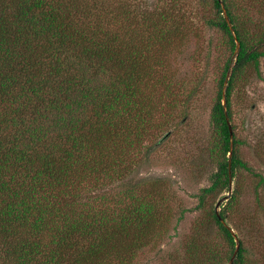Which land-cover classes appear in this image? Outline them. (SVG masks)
<instances>
[{
    "label": "trees",
    "instance_id": "1",
    "mask_svg": "<svg viewBox=\"0 0 264 264\" xmlns=\"http://www.w3.org/2000/svg\"><path fill=\"white\" fill-rule=\"evenodd\" d=\"M209 2L214 18L208 24L223 32L231 54L235 40L240 47L217 80L210 114L216 169L198 196L206 212L197 226L205 235L213 230L216 240L204 249L193 243L187 264H224L235 249L220 217L235 209L239 171L251 168L240 157L239 140L230 138L226 116L231 121L234 90L250 70L259 74L264 56V28L258 27L264 0H221L235 36L219 1ZM178 5L0 0V264H130L148 245L159 222L151 192L139 195L133 185L92 191L120 179L122 152L153 136L157 109L173 106L175 84L161 69L163 53L188 35ZM252 9L261 15L254 19ZM164 93L171 96L167 102ZM254 174L257 190L264 178ZM229 176L233 190L218 217L207 200L229 190ZM247 252L240 242L232 264H251Z\"/></svg>",
    "mask_w": 264,
    "mask_h": 264
},
{
    "label": "rangeland",
    "instance_id": "2",
    "mask_svg": "<svg viewBox=\"0 0 264 264\" xmlns=\"http://www.w3.org/2000/svg\"><path fill=\"white\" fill-rule=\"evenodd\" d=\"M129 1L142 9H152L169 0ZM178 8L184 14L189 38L186 34L175 42L171 52L163 53L161 69L175 84L173 106L164 108L161 113L164 115L158 114L161 109H157L153 136L145 137L142 145L130 148L127 154L122 152L120 179L92 191L96 194L133 185L139 195L151 192L148 197L153 196L159 202V222L153 224L151 240L130 264H187V252L193 243L197 246L204 243V249L216 240L213 230L205 235L204 228L197 226L206 212L198 207V196L202 188L210 185V175L216 169L213 156L216 138L210 114L218 77L230 55L231 65L234 63V52L231 54L227 49L223 32L208 24L214 18L209 0H179ZM249 11L254 19L255 14H260L257 9ZM258 27L264 28L262 20ZM167 96L164 93V102L171 97ZM231 112L230 123L234 137L239 140L240 157L251 171H239L242 191L225 222L248 250L250 263L264 264V186L256 190L258 177L254 174L264 178V56L260 57L259 74L250 70L247 81L234 90ZM233 182L228 191L210 196L208 207L215 208L218 201L219 206L225 203L232 193ZM229 262L230 258L224 264Z\"/></svg>",
    "mask_w": 264,
    "mask_h": 264
},
{
    "label": "water",
    "instance_id": "3",
    "mask_svg": "<svg viewBox=\"0 0 264 264\" xmlns=\"http://www.w3.org/2000/svg\"><path fill=\"white\" fill-rule=\"evenodd\" d=\"M218 1H219L220 5H221V8H222V14H223V16H224V18H225V20H226V22H227V24H228V27H229L230 31L233 33V28H232V25H231V23H230V21H229V18H228V15H227L226 9H225V7H224V4L221 2V0H218ZM233 35L235 36L234 33H233ZM239 47H240L239 42H238L237 40H235V49H234V53H233V55H234L233 58H234V59H235V56L238 54ZM230 71H231V66L229 67V69H228V71H227V73H226V75H225V79H224V82H223V88H222V104H223V108H224L225 111H226L225 87H226V85H227V81H228V79H229ZM226 121H227V124H228V127H229L230 138L232 139V137H233V131H232V127H231L230 121H229V119H228L227 116H226ZM232 147H233V145H232V140H231V143H230V151H229V153H228V157H230L231 154H232V153H231V151H232ZM229 174H230V173H229ZM229 179H230V180H229V189H230V188H231V185H232V179H231V176H229ZM219 203H220V201H218V202L216 203V206H215V210H216V213H217L218 217H220L219 214H218V211H217L218 206H219ZM220 220H221L222 223H223V224L229 229L230 233L233 235V237H234V239H235V243H236V245H235V249H234V251H233V253H232L231 257H230V262H229V264H232L233 261H234V259H235V256H236V253H237V251H238V248H239V241L237 240V237H236L234 231H233L232 228H231V227L225 222V220H223L221 217H220Z\"/></svg>",
    "mask_w": 264,
    "mask_h": 264
}]
</instances>
